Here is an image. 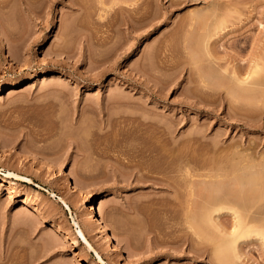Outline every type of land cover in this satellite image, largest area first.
<instances>
[{"label":"rangeland","instance_id":"1","mask_svg":"<svg viewBox=\"0 0 264 264\" xmlns=\"http://www.w3.org/2000/svg\"><path fill=\"white\" fill-rule=\"evenodd\" d=\"M204 173L264 229V0H0V264H213L182 214Z\"/></svg>","mask_w":264,"mask_h":264},{"label":"bare ground","instance_id":"2","mask_svg":"<svg viewBox=\"0 0 264 264\" xmlns=\"http://www.w3.org/2000/svg\"><path fill=\"white\" fill-rule=\"evenodd\" d=\"M100 3H101V1H100ZM257 70L258 69H256V68L251 70V72L248 73L246 77L255 75ZM53 71L58 72L59 70L54 69ZM238 79H237L238 81L242 80L240 78H238ZM243 81H240V82H243ZM241 88H243V87H241ZM163 175H164V173H163ZM162 176L156 178V180L160 181L159 182L160 184L165 183V185H167L172 191L176 190L174 188L175 187L174 184H176V183L172 181L170 176H168L170 179L166 176V174H165L166 177L165 176L162 177ZM208 176H209V179H208ZM208 176L206 175L207 178L206 179L204 178V181H202L203 184H202V182L200 183V185L202 184L201 188L203 189L205 187L204 190L207 191L206 192L203 190L204 194H203V192H201V195L203 194L202 197L199 195L200 193H198V196H197V192L195 191V188H194V182L198 183L197 180L196 181L193 180L194 181L193 182L191 178L189 179V182L187 184L188 188H187L186 192L184 193V194H186V196L183 195L184 198H183V202H182L184 204V202L186 200V202H185L186 209H184L185 206L182 205V203H181V201H182V199H181L182 194L181 193L182 192L179 193V191L177 190L178 191V193H177L174 191L172 200H174L175 202L177 201V203L179 202V204L181 203V205L184 206L183 207L184 210L182 211V214L185 218V221H187L186 223H188V228H187V229H189V231H188L189 233L187 232L188 238L191 239L192 237H196V238L198 237L197 239L199 241H201V240L203 242L205 241L210 246L208 250L209 251L211 250L213 252L212 254H213V258H214L213 259L214 262L211 260L212 263L213 264H235L236 260H238L240 258V246H241L240 244L247 241L251 235L256 236L257 238H259L261 240H264V229L259 227V225L257 226L254 224L252 225L251 223H247L248 221L245 220L246 217L243 218L240 211L234 209L233 206L228 203L229 198H226V196H228V195L225 194L226 196L224 197V195L220 196L221 195L220 194L218 196L217 194H219V193H217L215 190L217 188V186H215L216 184H214V182L212 181L213 178H211L212 177L211 174ZM5 177L9 178L10 181L13 180L12 179V177H13V178L18 179V180L23 179V180H27L28 182H32L31 178L24 176V175H21V174H18V173H15L14 171H10V170L5 171ZM262 180H264V178H262ZM184 184H186V183H184ZM75 185L78 186V181H75ZM197 187H198V185H197ZM11 191L12 190L9 189L8 193H11ZM219 191H221V188L219 189ZM226 193H227V191H226ZM199 196H200V199L202 198V200L197 203V200H194L195 199L194 197L198 198ZM58 199L64 207H67L68 209L70 208L69 204L67 203V201L62 196H60ZM223 210H225V212H227V211L232 212L231 214L233 215L234 222L230 226H223V225L221 226V223L219 225V222H217L218 221L217 217L220 215V213ZM88 211H89L88 212L89 220H92V221L95 220V222L99 223V231L101 232L102 235L106 236L107 241L110 242L112 244V246H114V248L119 246L120 249L125 250L126 248H123L124 246L121 243V240L117 239V237L114 234L109 232L108 225L105 222V220L102 217L100 218V216L98 215V211L96 210V206L94 204L93 205L91 204L90 209ZM135 214L137 215V213H135ZM227 214H228V212H227ZM36 218L40 219V218H42V215L36 214ZM248 220H249V218H248ZM75 234H76V236H75L76 238L73 239V241L78 242V239H79L82 242L83 246L86 247L87 250H89L93 253L95 262H98V263H104L105 262V259L102 255V253L100 252V250L97 247H94L92 242L86 236V233L84 232L81 225L77 224V229H75ZM190 235H192L191 238L189 237ZM184 238H185V236H184ZM189 239H188V241H189ZM194 241H195V239H194ZM202 244L206 245V243H202ZM126 253L128 255L127 260L131 259L132 256L129 253V251L127 252V250H126Z\"/></svg>","mask_w":264,"mask_h":264}]
</instances>
